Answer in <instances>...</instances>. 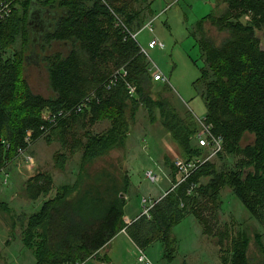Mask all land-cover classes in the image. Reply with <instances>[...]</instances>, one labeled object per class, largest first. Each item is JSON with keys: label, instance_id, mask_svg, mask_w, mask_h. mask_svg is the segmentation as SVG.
Here are the masks:
<instances>
[{"label": "trees", "instance_id": "16d2710c", "mask_svg": "<svg viewBox=\"0 0 264 264\" xmlns=\"http://www.w3.org/2000/svg\"><path fill=\"white\" fill-rule=\"evenodd\" d=\"M148 1L0 0V7L8 3L11 9L0 20V183L5 178L8 183L10 165L40 140L59 143L56 168L63 169L76 154H81L83 167L124 145L130 133L129 107L134 113L145 107L152 122L155 108L168 121L175 118L166 100L155 103L145 94V85L159 82L133 35L144 27L146 9L154 17ZM34 11H44L52 25L37 44L31 24ZM211 29L223 35L219 42ZM258 31L264 33V0H217L213 13L199 20L191 34L204 61L195 83L206 105L203 123L212 137L222 140L217 157L237 158L236 167L218 171L207 161L130 225L124 221L126 202L118 188H112L113 198L102 197L98 188L83 187L86 176L81 175L73 186H62L48 198L53 178L39 171L25 183V193L30 201L48 200L37 213L16 220L21 219L22 243L35 264L87 263L121 232L143 252L162 242L173 253L172 231L188 216L197 220L204 235L218 236L220 247L228 242L224 264H264L260 236V257L252 259L246 231L231 236L227 228L220 234L211 228L219 219L221 193L230 189L264 230V51ZM35 45L48 76L47 96L34 93L23 77L27 53ZM129 87L136 89L132 97ZM194 118L175 119L170 128L185 161L203 154L192 145L198 133ZM103 120L110 123L108 130L100 135L89 131ZM247 135L254 141L242 146ZM171 168L176 184V168ZM204 179H209L207 184L201 183ZM129 186L127 180L123 194ZM0 212L9 215L11 209L0 202Z\"/></svg>", "mask_w": 264, "mask_h": 264}, {"label": "rangeland", "instance_id": "374dc122", "mask_svg": "<svg viewBox=\"0 0 264 264\" xmlns=\"http://www.w3.org/2000/svg\"><path fill=\"white\" fill-rule=\"evenodd\" d=\"M174 1H148L154 17L151 18L149 8L146 9L145 24L153 21V26L150 30H145L143 34H138L137 41L148 52V61L152 64H150L151 74L155 69L167 79L164 83L157 81L159 83L155 85H145V94L155 103L166 100L172 109L169 112L175 118H169L170 121H168L167 117L161 116V110L155 108L153 111L156 121L152 122L145 107L140 106L136 113L132 107H129L127 119L130 133L127 134L124 145L83 167H81V154H76L70 157L63 169L56 168L54 156L57 147L48 146L44 142L32 146L30 152L28 151L15 160L8 169V173L10 172L8 183H5L6 186L4 182L0 183V202L6 203L11 209L9 215L0 212V264H34L36 261L22 243V228L19 225L21 219L19 218V223L16 220L24 214L28 216L37 209L39 211L41 209L39 205L46 200L41 197L38 202L30 201L25 193V180L30 175L37 174L38 170L51 174L53 178V190L48 198H53L62 186H73L81 175L86 176L83 187L92 185L98 188V191L104 192L102 197L113 198L115 194L112 188H118L121 191L118 197L126 202L124 216L130 219H134L139 214L143 215L147 209H151L155 202L164 198L169 189H175L176 185L181 182L176 175L177 183H173L171 167L175 168L176 161H185V157L170 134V130L174 129L175 122H189L191 116L192 120L195 117L198 133L192 145L194 148H200L198 136L203 134L200 122L204 120L207 110L200 96L201 90L199 88L197 91L195 83L201 78L204 61L190 31L191 26L198 20L213 13L217 0H181L173 4ZM168 6L170 9L167 10ZM192 31H195V27ZM211 35L217 42L223 37L214 29H211ZM256 35L264 51V33L258 31ZM153 38L161 41L165 48L149 50L148 43ZM20 48L21 45L18 50ZM40 52L39 46L35 45L32 51L27 53L26 60L30 59L25 62L23 77L34 93L47 96L49 81L46 69L40 64ZM164 88H168V91ZM104 122L106 121L103 120L101 124L92 129L89 128V131L96 135L102 134ZM253 141L254 136L247 135L242 146L251 144ZM202 149L201 158L209 159L210 149L205 147ZM237 160V158L225 155L222 159L217 156L209 159L216 165L218 171L234 169ZM149 173L159 176L161 181L158 183L152 181ZM127 180L130 181V186L127 193L123 194L122 190ZM208 181L209 179H204L201 183L207 184ZM160 196L163 197L157 199ZM221 198L219 219L217 225L213 224L215 220L212 221L211 228L216 234L226 232L227 228L231 236L246 231L250 238L249 255L252 259H258L260 254L256 239L260 236L264 244L262 226L244 209L230 189L222 191ZM29 202L33 204L31 207H29ZM14 222L17 227L15 231H12L11 227L12 224L15 225ZM172 236L173 253L167 251L162 242L145 250V255L151 264H224L223 258L227 254L228 242L220 247V238L204 235L202 227L193 216L186 217L177 225L172 231ZM105 250L106 248L89 261H101L100 254L105 253ZM107 254L113 264H138L139 253L124 234L116 236L114 245ZM170 254L173 255L172 260L167 258ZM100 264L103 263L100 262Z\"/></svg>", "mask_w": 264, "mask_h": 264}, {"label": "built area", "instance_id": "2783aa9c", "mask_svg": "<svg viewBox=\"0 0 264 264\" xmlns=\"http://www.w3.org/2000/svg\"><path fill=\"white\" fill-rule=\"evenodd\" d=\"M14 1V0H12ZM181 0H175L174 3L176 2H180ZM10 5L7 3L5 5H2L0 7V20H3L4 18L8 17L11 13V9L9 7ZM170 8V6H169ZM151 21L149 24H147L144 29H150L151 25H152ZM139 33L133 35V38L137 40V36ZM141 51L144 55H146L148 57V52L145 51L141 46ZM164 44L162 42H160L159 40L155 39V40H151L148 43V49L149 50H155V49H164ZM154 81H160V82H166V78L165 76H163V74H161L158 71H154V73L151 74ZM136 93V89L134 87H129V95L132 97L134 96ZM204 120H202L200 123L202 125V130H203V134L201 136H198L199 140V147L200 148H207L210 149V153H209V159L214 157V156H218L219 153L222 152L223 147H222V140L221 139H217L214 138L210 135L209 132V128L207 126L204 125L203 123ZM209 159L204 160L203 158H199V159H194L192 161H176L175 163V168H176V175L177 178H179L181 180V182H184L193 172L196 171L197 167H199L200 165L206 163L207 161H209ZM148 175H150V179L154 182H160L161 179H159V176H154L151 173H149ZM180 182V183H181ZM149 209H147L145 211V213L143 215H148L149 213ZM138 262L139 264H151L148 257H146L145 253L143 251L140 250L139 252V258H138Z\"/></svg>", "mask_w": 264, "mask_h": 264}, {"label": "crops", "instance_id": "0c3cea01", "mask_svg": "<svg viewBox=\"0 0 264 264\" xmlns=\"http://www.w3.org/2000/svg\"><path fill=\"white\" fill-rule=\"evenodd\" d=\"M173 4H174V2H173ZM215 5L217 6V3H215ZM168 9H170L169 8V6H168V8H167V10ZM33 16V19H32V25H33V37L38 41L39 40V38L48 30V29H50V27H52V25H50V26H47V24H46V22H47V20L44 18V16H45V14L44 15H41V14H38V13H34L33 12V14H32ZM205 18V17H204ZM203 19V18H202ZM155 20V19H154ZM201 20V19H200ZM199 21V20H198ZM197 21V22H198ZM45 22V23H44ZM196 22V23H197ZM42 23H44L45 25L43 26L42 25ZM150 23V22H149ZM149 23H147V24H149ZM196 23L194 24V25H192L191 26V31H190V33L192 34V29L195 27V25H196ZM147 24H145L144 25V27L147 25ZM152 26H153V22H152V25H151V27H150V29L152 28ZM144 27H142V29H140V30H138V32L137 33H139V34H143V32L145 31V30H150V29H144ZM35 34V35H34ZM151 40H155V38H153V39H151ZM158 40V39H157ZM161 42V41H160ZM30 59V58H29ZM29 59H27V62L29 61ZM34 61V60H33ZM150 64H151V62H150ZM152 65V64H151ZM151 65H150V68H151ZM154 71H158V70H155L154 69ZM159 72V71H158ZM161 73V72H160ZM162 74V73H161ZM167 80V79H166ZM102 123V122H101ZM101 123H99V124H101ZM104 124V126H103V130H102V132H104V131H106V130H108L109 129V127H110V123L108 122V121H106V122H104L103 123ZM40 142H44V143H46L45 141H43V140H40V141H38L36 144L38 145ZM35 144V145H36ZM46 145H48V146H56L57 147V150H56V152H58L59 150H60V145H59V143H57V142H53V143H51V144H47L46 143ZM11 166V165H10ZM38 171H40V170H38ZM38 173V172H37ZM8 175H10V172L8 173ZM36 174L34 173V174H32V175H30L26 180H25V182H24V184L30 179V178H32L33 176H35ZM8 178H9V176H8ZM173 181V180H172ZM171 181V182H172ZM3 182H4V186H6V184H5V182H6V178H5V180H3ZM2 187H3V185H2ZM170 190V189H169ZM168 191V190H167ZM164 196V195H163ZM163 196H160L159 198H157V199H161V197H163ZM46 200L44 201V202H42L41 203V205H39V207L41 206H43V204L48 200V198H45ZM128 200V199H127ZM39 201V200H38ZM38 201H36V202H38ZM31 205H33L32 204V202H29V207H31ZM38 212V209H37V211L36 212H34V213H37ZM33 212H32V214H34ZM140 216H142V214H139V215H136V217L133 219V218H128L126 215L124 216V221L126 222V224L127 225H130V224H132L135 220H137ZM121 234H124L128 239H129V242H130V244L134 247V249L137 251V253H139V249H138V247L131 241V239L128 237V235L125 233V232H121L120 233V235ZM115 240H116V238L115 239H113L111 242H110V244L106 247V250H105V253H101L100 254V256H101V261L99 260L98 262L97 261H89V262H87V263H85V264H90V263H92V264H100V262H102L103 264H113V262H112V260L110 259V256L107 254V253H109V249L110 248H112L113 247V245H114V242H115ZM145 253V252H144ZM139 256H137V258H138ZM137 262H138V259H137ZM35 264V263H34ZM138 264H139V262H138Z\"/></svg>", "mask_w": 264, "mask_h": 264}, {"label": "water", "instance_id": "95a60500", "mask_svg": "<svg viewBox=\"0 0 264 264\" xmlns=\"http://www.w3.org/2000/svg\"><path fill=\"white\" fill-rule=\"evenodd\" d=\"M34 13H38V14H41V15H44V14H45L44 11H34ZM32 16H33V15H32ZM32 18H33V17H32ZM44 23H45V22H44ZM44 23H42L43 26L45 25ZM31 24H32V22H31ZM46 24H47V26H50L49 21H47ZM34 35H35V34H34ZM33 41L35 42V44L38 43V41H37L34 37H33Z\"/></svg>", "mask_w": 264, "mask_h": 264}]
</instances>
